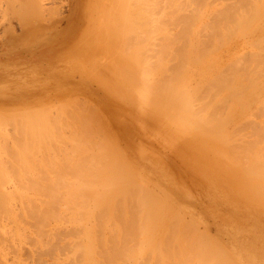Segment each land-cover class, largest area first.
I'll return each mask as SVG.
<instances>
[{
    "label": "rangeland",
    "instance_id": "1",
    "mask_svg": "<svg viewBox=\"0 0 264 264\" xmlns=\"http://www.w3.org/2000/svg\"><path fill=\"white\" fill-rule=\"evenodd\" d=\"M222 1L223 0H220L221 4L219 1H218L219 3L217 1H215L217 5L214 2V6H215L214 8L217 7L216 9L219 10L221 7H223V8L226 7L224 4L227 3V1L224 0V1H226L225 3H224V1L223 2ZM235 1L234 0H232V1L228 0L229 7H231V6H232V8L236 7L238 4L237 3L238 1L237 2H235ZM105 2H106V0H43L42 3L45 4V5L43 4L44 7H42L44 9V14L42 15L41 13H43V12L39 13V11H37V13L41 14V17L43 16V18H41L40 15H39V17H35V18L33 15L32 16L30 15L29 18L26 16L27 20L28 21L30 20V22L32 23L31 24L30 22H28L29 25L25 22L26 18H24V20H23L26 25L22 24L23 21H20V20H22L23 18L21 17L22 19L20 18V20L17 19L22 14L18 13L19 10H14V11H8L10 13L9 14L10 16L13 13L11 16V17H13V19H11V17L8 15L10 17L12 23L10 22L7 26V22L9 20V17H7L8 13H6V12L8 9L3 10L4 8H0L1 9L0 10V16L3 17V18L0 17V121L6 120V121H4L5 124H3V122L1 124V122H0V124L2 125V126L0 125L1 126L0 127V133H1V135H0V175H1L0 179H2V181H4V179H6L2 184H0L1 185L0 190L4 191V190H13L16 188H19V189H22L23 187L25 188V189L24 188L22 189V190H24L23 192L25 195V198L23 200L24 202H22L23 204H21V206H20V204L17 201H12V206L15 209H17V208L21 209L22 217H23V218H21L22 220L21 221H15L11 217L5 216V214H3V212L0 213V238H4V240H7V241H4V240L2 241L0 239V264H13V263L14 264H36L37 262H38L37 264H47V263L48 264H63V263L67 264L68 261H70V264H73V263L74 264H98V263L112 264L113 262L115 264H152L153 263L152 261H154V262L156 261L158 264L157 260L161 261V262L159 261V264H168L169 261H171V263L173 262L174 264H177V263L178 264H182V263L184 264V261H185V264H219V263H222L219 260L222 257L223 252L219 247L212 249V247L209 245V243L206 240L210 235L207 234L208 237L206 238V236H205L206 233L204 232L205 229H207L210 234L215 236V234H214V231H215L214 221H217V222L222 221L221 220L222 216L229 218L228 221H230V222H234V220L238 219V218H241V219L246 218V220L242 219L245 224L252 223L254 221L253 216L248 214V213H245V212L243 213L242 211L239 210V208L241 206H243L242 203H240V202L245 203L246 206L251 205L254 209L253 212L255 214L259 213V214L264 215V196L259 192V189L257 188L256 185H253V183H250L251 185H249L248 182L246 181V179L243 178L242 175L240 176V173L235 168H233L232 165L227 164V163L225 164L221 159H219L217 156H215L214 153L205 149L201 144L198 143V141L193 136H191L188 132H185L184 130H182V128L179 127V124L177 122H175V121L173 122V120L169 121L167 118L157 114L156 113L157 111L153 109L154 107L152 104V99L149 100V98L147 96H145L146 92L148 93L149 91L145 90L146 91V92L144 91L145 95L141 94V96H140L139 93H142V91L139 90L137 87H134L135 85L133 83H131L132 80H131V78H128V75L125 76V74L123 75V73L121 74L119 72L114 73V72L109 71L106 68V66H110L109 55L106 51V48H107L108 44H110V43H109V39L107 37H105L103 26L99 25V19H100L99 14L101 11V7L103 6V4ZM247 3H249V0L247 1ZM212 4H213V1H212ZM218 5L220 6V8ZM208 9H209V7H208ZM2 11H3L4 16L1 15ZM22 11H23V8L20 9V12H22ZM5 14H6V17H5ZM36 14H34V15H36ZM146 14H148V13H146ZM146 14H144L145 15L144 17L148 18L149 15H146ZM209 14H210V12L209 13L207 12L206 16ZM212 14L213 13H211L210 16ZM14 16L16 17L15 19H14ZM23 16H25V15H23ZM137 16H135V22L141 18H142V20H141L142 22L144 20H147L146 18L143 20L142 15H141L142 17L139 15L140 16L139 19L136 18ZM210 16H208V17H210ZM5 18H7V21ZM31 19L32 20L35 19V21L32 22ZM210 19H212V16ZM263 19H264V15H263V17L261 16L259 19H257L258 21L256 19H255V21H252L250 23V25H252L251 27L250 26L247 27L248 28L247 31L252 30L251 32H253L252 33L253 35L250 33L252 36H250V34H248L249 31L247 32L245 29H244L245 31L242 30L243 32L241 30H239V31H237V33L235 32V34H233L232 36L229 35V39H225V41H227V42L224 43V40H222V36L220 37L221 34H217L215 36V39L217 38L218 42L220 41V43H222V44L228 43L227 44L228 46H230V44L232 43L230 47H226L227 45H224V44L222 45L219 43L222 50L217 45V47L220 48L219 49L220 51L218 50V53L221 55L226 53V48H227V51H229V49H230V51H235V52H233L234 55L237 52L239 53V51H240V53L239 54L237 53L236 55H240V54L243 55V53H241V52L247 53L248 51H251V50H257L256 46H255L256 48L253 49V46L257 45V42L260 40L259 39L257 41L258 38L256 39V37L262 38L261 41L264 40V35H263L264 34V22L261 21ZM19 21H20V24H22V25H20L18 23L19 24V27H18V24L16 22H19ZM140 24L137 23L136 26L138 28L141 27L142 29L144 27H147V25H146L147 23L145 24V26H141ZM257 26L263 27V31H260L261 33L258 31V28H255ZM5 27L6 28L10 27V28L5 29ZM250 28H252V29H250ZM144 30H145V28H144ZM253 30H255V31H253ZM137 33H139V32H137ZM137 33L132 34V36L134 38V45L135 46L137 44H139V41H138L139 38L135 37ZM153 34H157V32L153 33ZM224 34H226V33L224 32ZM224 34H222V35H224ZM241 34L242 35L248 34V35L244 36L245 38H243V36H240ZM160 35H162V33ZM126 36H127V33H126ZM138 36H140V35H138ZM141 36H142V33H141ZM152 36L155 37V39H156L157 36H159V34L155 35V36L152 35ZM224 36L226 37L227 35H224ZM246 37H248L247 38L248 40H246ZM123 38H124L123 36L119 35L117 37V42L115 41L113 43V45L116 44V46H119V43L122 44L124 41ZM159 38L160 37H158V40H159ZM226 38H228V37H226ZM152 40L153 39H151L150 41L152 42ZM238 40H239V42H238ZM250 40L251 41L256 40L257 42L252 44V42H250ZM153 41H155V40H153ZM160 41H162V40L160 39L158 43H160ZM261 41L258 42V45L264 46V42H262L263 43L262 44ZM233 42H235V44ZM154 43L158 44L157 41H155ZM259 43H261V44H259ZM124 44H125V42H124ZM242 44H243V46H242ZM139 45H141V44H139ZM135 46L132 45V47H135ZM224 46H225V48H224L225 50L223 49ZM239 46H241V47H239ZM261 46H260V50L262 48ZM238 48H239V50H238ZM142 50H143V48H142ZM143 51H147V49L146 50L144 49ZM262 51H264V48H263V50H261V52ZM146 53H148V55H149L150 50H149V52H146ZM146 53H144L143 56L148 59L149 57H146V55H145ZM151 54L153 55L152 51H151ZM151 54H150V58L152 56ZM225 55H223L222 58H220V59H223ZM145 61H147V60H145ZM146 63H145V65H146ZM123 64L124 63H122V65ZM145 65H143V66L139 65V66L143 67V69L141 67L142 70H144V69L147 70L148 67H147V65L146 66ZM221 67H223V66H221ZM225 71H222V72H225ZM143 74H147V73L144 72ZM20 80L23 82L24 87L26 88V89L24 88L23 91L20 88L14 87V85ZM30 86H32V87H30ZM150 91H151V89H150ZM31 93H33V94H31ZM32 97L36 98L38 105H24V106L14 107L15 102L20 101V102L25 103L26 101L27 102L34 101L32 99ZM63 105H65L64 109H62ZM71 105H73L72 106L73 108L71 107L72 110H74V106H75L76 111H78L77 113L79 114L78 115L77 113H75L76 111L75 112L71 111L69 108V110L71 112H73V115L75 114L74 118H72L73 120L70 119L71 116L69 117L71 112L69 113L68 110H65L68 107H70ZM83 106L85 108H83ZM86 106L87 107L89 106L88 110H87V114H86V109H87ZM79 107H81L80 110H79ZM44 108H47V109L45 110ZM53 108L55 111H52ZM57 108L59 109V111H58L59 114L56 111V110H58ZM40 109H42V111L44 109L45 110L44 113H42V111L40 112ZM94 109L96 110L95 113H93ZM19 110H20V112H19ZM30 110H32V112L37 111L35 113L36 115L35 116L33 115V118L35 120L34 119L32 120V121H36L37 126L36 125H34V126L29 125L28 126V124L24 125L29 121L28 116L30 117L32 114H34ZM48 110H49V112H48ZM64 110L68 111V112L65 113ZM89 111L91 113H88ZM21 113H23V116H25L23 118H25L24 120L26 123H24L23 121L20 120L23 124H21V122H20L21 125H19V126L17 125L19 127L18 130L20 131V133H19V131L16 130V132L18 133L17 134L16 132H14V130L18 128L17 126H15V122L17 124L18 120L15 121L16 115L14 116V114H21ZM24 113H27L28 116ZM40 113L44 114V115H45V113L47 115H48V113L50 114V115H48L49 118L47 117V115H46V117L50 120V121L48 120L47 123L50 122V124L52 126L50 124H47V127L49 125L50 126L46 129L45 119L42 118ZM37 114H39L40 116L38 117ZM62 114L64 116H62ZM93 114H94V116H92ZM12 115H13L12 118H14V119H12L10 117ZM44 115H43V117H44ZM3 116L5 117V119L3 118ZM20 116H22V114L19 115V117ZM36 116L38 117V120L36 119L37 118ZM76 116H78V117H76ZM88 116H90V117H88ZM9 117L11 118L12 121L8 120V119H10ZM19 117L16 116L17 119H19ZM50 117L53 119L52 121H51ZM254 117L249 116L250 119H252ZM47 118H46V120H47ZM29 119H30V122H28V123H31V117ZM63 119H65V121ZM92 119H93V121H92ZM39 120H42V121L44 120L43 122L41 121L44 125L42 124V125L38 126V124L40 122ZM9 121L11 123L13 122L14 126H13V123L11 124V123H9ZM86 121H87V124L89 126H87ZM54 122H56V123H54ZM65 122L66 123L68 122V123L65 124ZM61 123L63 125H61ZM83 126H85V127H83ZM43 127L45 130H43ZM89 127H90V130H88ZM241 127L242 128H240L239 133L242 131L241 135H244L245 134L244 132H247L248 130L246 129L245 126H241ZM23 128H24V130H23ZM27 128H28V130H26ZM31 128H35V130L33 129L35 132L33 130H31ZM49 128H51V129L49 130ZM86 128H88V129H86ZM53 129H54V131H53ZM65 129H66V131H65ZM242 129H244L245 131ZM46 130H49V131H46ZM57 130L60 131L62 134L60 132H58ZM86 130H88L89 133H87ZM91 130H92V133L90 134ZM9 131H12V132H9ZM25 131H28V132L26 133ZM38 131H40V132L38 133ZM46 132H48L47 133L48 137L45 135ZM58 133L60 134L59 135L60 138L56 135L58 137L57 138L55 136L58 139V141H57L55 139L54 135L58 134ZM85 133L88 135H85ZM102 133H104V134H102ZM22 134H23V136H21ZM34 134L36 136H34ZM7 135H9V136H7ZM17 135H19V136H17ZM24 135H26V136H24ZM42 135H43L45 140L43 139ZM70 135H73V137L77 136L76 137L77 139L75 138V141H74V139ZM90 135H92L91 138H90ZM67 136H70L71 140H68L70 138H67ZM106 136H107V138L105 139L104 137H106ZM240 137H242V138H240ZM5 138H6V140L7 139L8 140L6 141ZM20 138H22L21 139L22 141L24 139V141L22 142L21 140H19ZM239 138H240V140L244 139V141H248V138H246L244 136H239ZM2 139L5 141H3ZM42 139H43V142H42ZM59 139H61V140H59ZM36 140H38V141H36ZM64 140H66V141H64ZM77 140H80V141H77ZM102 140L104 142L106 141L107 146L104 145L105 143H103ZM237 140L238 139H236L237 144L242 143V142H239L240 140H238V141ZM45 141L46 142L48 141V142L45 143ZM62 141L64 144L65 143L66 144L64 145L62 143ZM72 141L76 142L78 145L76 146V144L73 143ZM90 141H91V143H90ZM96 141H98L97 143L100 144L101 146L104 145V147L102 146V148L98 149L99 145H97V143L95 144V147H94V143ZM39 142L44 143V144H39ZM57 142H59V143H57ZM34 143H36V144H34ZM52 143H53V146H52ZM82 143H83V145H82ZM24 145H25V148H24ZM43 145H46L47 148H44L45 146H43ZM60 145H62V146H60ZM91 145L93 146V148ZM16 146H18V147H16ZM20 146H22V147H20ZM69 146H72V147L70 148ZM37 147H39V148H37ZM75 147H78L77 150H75L76 149ZM107 147L111 148V150H108ZM3 148H5L6 150ZM34 148L37 150L35 151ZM52 148H54V149H52ZM84 148H85V150H84ZM26 149H29V151L31 150L30 153L28 151H25ZM32 149H34V150H32ZM67 149H69L70 152H69V150L67 151ZM72 149L74 151H71ZM107 150L109 153L106 152ZM113 150L116 152L114 153ZM14 151H16L15 155H11V154H14ZM23 151H25V153ZM40 151H42V153ZM43 151H44V153H43ZM6 152L10 153V155H8V153L6 154ZM72 152H77V153H73L74 156H72L73 155V154H71ZM105 152L107 153V156L110 157L108 160L113 159L110 161H114L115 163H117L118 164L117 166H119V165L121 166V164H119V163L122 162V164H123L122 167H116L115 168L113 166L115 164L114 162H113L114 164L112 165L113 167L111 166V164L107 165V162H106L107 158L105 157L106 156ZM19 153H21V154L24 153L23 155L25 157H23V155H21ZM67 153L71 154V157ZM44 154H45L46 158L49 157L50 159L45 160ZM108 154H111V155H108ZM113 154H114V156H113ZM7 155H8V157H7ZM39 155L41 157L44 156V158L43 157L41 158ZM59 155L63 156V157L60 158ZM98 156H99V159H101V161H99ZM20 157L22 160H20ZM94 157H95V159H94ZM103 157H105L106 159ZM119 157H121V160H123V161L119 160ZM13 158L15 160H13ZM57 158H59L61 160H59ZM77 158H78V160H77ZM82 158H84V160H86V161H84ZM87 158H91V159H87ZM26 159L29 161H27ZM42 159L45 161L43 162ZM65 159H66V161H64ZM70 159H71V161H69ZM79 159L82 162L84 161L83 164ZM114 159L115 160L118 159L119 162H116ZM36 160H37V163H35ZM52 160L54 162H52ZM93 160H95L96 163ZM3 161H5V162L3 163ZM103 161L106 162V164ZM22 162H23V164H22ZM58 163H60V164H58ZM64 163H67L68 166H69V164L71 165L73 163V166H71V168H70V166L68 167L67 164H64ZM77 163H79V164H77ZM9 164L11 165V167L13 165V167L12 168L8 167V166H10ZM47 164H49V165L46 166ZM51 164L53 166H51ZM57 164L59 166H57ZM62 164L64 165V167L62 166ZM92 164H93V166H92ZM39 165H41L40 169H39ZM54 165H56V167ZM77 165H80V166H77ZM109 165L112 169H115V170L118 169L119 172L117 170L113 171L109 167ZM5 166L8 168H6ZM49 166H51L52 168ZM76 166H77V168H75ZM123 166H125L127 169H129V171L126 169H124V170L130 172V173L127 172L128 175L132 174L133 180H135L134 178L136 177V180H135L136 183H140V181H141L144 183L146 190H147V188H149V191H147V194L145 191V194L150 198V201L148 203L146 202L147 204H144L145 201H143L144 202L143 205L141 202H139L140 206H139L138 202H137L138 206H137V204H135L136 201H142L143 200V199L141 200L139 198H141V197L143 198L145 196V195L139 196V194H141V191H142L141 189L144 187V185L142 188L139 187V188H141L139 191L138 186H140V185L139 184L137 185L136 183L135 184L137 185V187H136L137 189L134 190L133 187H132V189L134 190V192L137 191L139 193L137 196L134 195V197H136L137 199L134 197L132 199H131V197L130 198L127 197V198L131 199V201H132V203L127 204V202L129 203V200L127 199V201H126V195H124V193L127 194L126 193V192H128L127 190H130L131 192H133L130 187L136 186V185H134V184L130 185L131 184L130 183V180H131L130 176L127 177L128 175H125V173H124L125 176L121 174V170H123L122 169ZM23 167L24 168L26 167V168L24 169ZM41 167H43V168H41ZM78 167H80L82 169H80V168L78 169ZM87 167H89V168L87 169ZM105 167H106V169H105ZM46 168L47 169L49 168L48 170H49V172H51L50 174H49V172H47L48 170H46ZM55 168H58L59 172H58V169H55ZM12 169H13V171H12ZM102 169L104 172H102ZM41 170H43V171H41ZM60 170L64 173L63 175H62V172ZM82 170H83V172H82ZM100 170H101V173H100ZM111 170L113 171V173ZM25 171H27V172H25ZM73 171H75L76 173L74 172V174H71ZM123 171H122V173H123ZM43 172L47 174V175L43 174L45 177L48 176V177H46L47 180H46V178H44V176L42 177L41 173H43ZM60 172H61L60 175H62L61 178L59 175ZM68 172H70V173H68ZM87 172H89L90 175L93 172V175H91V176L86 175L85 173H87ZM94 172H95V174H94ZM106 172L108 173L107 176L109 177L107 179V180H109L108 184L107 183L105 184V181H104L105 178L103 179V177H102L103 174H104V177L106 176L105 175ZM117 172H118V174H117ZM23 173H25V174H23ZM53 173H55L54 174L55 178H54ZM80 173L81 174L83 173V174L80 175ZM12 174L14 175V177L12 176ZM17 174H18V176H17ZM65 174H66V176H65ZM69 174H71V175L69 176ZM96 174L100 175V176L97 175V177H98L97 179L95 178ZM114 174H115V176H114ZM116 174L117 175L121 174V176L119 175L120 177L118 178V176ZM56 176L57 177L59 176L58 178H60V181H59V179L56 180L57 179ZM82 176H84L86 178H82ZM111 176H113L114 178ZM64 177L66 178V180H65L66 182L63 181ZM99 177H101L103 180ZM24 178L29 179L28 181L32 180V182L27 181L28 182L27 183ZM33 178H37L39 181L37 179L33 180ZM41 178L42 179L44 178V180L47 181V183H45L44 180L42 181ZM68 178L71 179L70 183L71 182L72 183L74 182V183L72 185L67 184L66 186H64L63 185L64 183H69V182H67V181H69ZM90 178H92V179L90 180ZM94 178H95V180H93ZM128 178L130 180H128ZM79 179L80 180L82 179V180L80 181ZM116 179H117V181L115 182ZM87 180H89V181H87ZM2 181L0 180V183ZM36 181H38V184L34 185L33 183L34 182L37 183ZM48 181L55 183V184H53V187L54 188L58 187L59 189L53 188V190L49 191V188L47 187V184L49 183ZM57 181L64 186L63 189H62L63 186L62 185L60 186L57 183ZM77 181L78 182L80 181L81 183L83 181V183L84 182L85 183L84 184L82 183L83 184L82 185V184H79ZM91 181H92V183L95 182L96 184L95 183L94 184L89 183ZM100 181H101V183H100ZM110 181H112V182H110ZM75 182H77L76 183L77 186L74 185ZM98 182L100 183V185ZM120 182H122V184L124 183L122 185L123 188L125 187L124 189L119 186ZM29 183H31V184H29ZM43 183H45L46 187L48 188V189H45V191H43L44 190L43 188H45V184H43ZM127 183H129V184H127ZM133 183H134V181H133ZM143 183H140V184H143ZM42 184L44 187H42ZM125 184H127L128 186ZM68 185H70V186H68ZM84 185H87V186L90 185L89 187H92V188H90L91 191L87 190L86 189L87 187ZM92 185H95V186H92ZM26 186H28L27 187L28 190L26 189ZM33 186H35V188H33ZM48 186H49V184H48ZM40 187H42V188H40ZM73 187H74V189H73ZM80 187L84 188V190L81 189V191L83 190L82 192L80 191ZM89 187H88V189H89ZM118 187L122 188V191ZM150 187H151V190H150ZM128 188H130V189H128ZM29 189H33V190L29 191ZM36 189L39 190L38 192L40 194L36 193V195H35L34 192H37ZM51 189H52V184H51ZM119 189H120V194L123 196L122 201H120L121 199H119L122 196L117 194V193H119ZM153 189H154V191L157 190L155 195L160 196V198L163 199L162 196L164 195L165 196L164 198H166V202L162 199L160 201V198L153 200L151 198V195H153L152 193H155V192H152ZM46 190H47V193L53 191L51 193L52 194L51 196H55V194H58L57 192L60 193V191H67L68 192V193L61 192V194L63 193L62 196L57 195V197L56 196L54 197L55 199L59 198V201H60V202H58V200H56L57 203L60 204V206H58L57 211H56L57 205L55 207V204H52V205L50 204V203H52L51 198H50L51 196L50 197L47 196L45 198L42 195L44 193H45L44 195H46ZM115 190H116V192H115ZM124 190H125V192H124ZM72 191H75V193H77V195L75 193H73ZM88 191H90V192L88 193ZM26 192H28V193H26ZM85 192H86V194H84ZM121 192H124V193L122 194ZM80 193H81V196L78 195ZM82 193H83V195H85V198L83 197ZM130 193H128V194H130ZM143 193L144 192H142V194ZM69 194L74 197V200H73V198H71V196ZM31 195L33 198L31 197ZM40 195L43 196L44 198L41 197ZM49 195H50V193H49ZM89 195H91V196H89ZM115 195H117V196L119 195V197H117ZM58 196H60V197H58ZM78 196H80V197H78ZM109 196H111V197L109 198ZM114 196L117 198H113ZM128 196H130V195H128ZM212 196H214L213 197L214 199L212 198ZM76 197H78L77 200H75ZM82 197L84 198V200H83L85 202L84 204L82 203L83 201L80 200V199H83ZM31 198H32V200H34L33 201L34 203L31 202L32 205L30 206L29 202H27V201L28 200L32 201ZM37 198H40V199L42 198V201L46 200V201H43V203L45 202V204H46L45 207H47L49 204L48 207H50V206H51V208L54 207L55 209L53 208V211L55 213L56 212L58 213V215H57V213L55 214L58 217L57 218L54 215L53 211H52V214L50 212V216L51 215L52 216L49 218V220H47V217L49 216V214H47L48 216H46V218L42 216V218H45V219L44 220L41 219V220L48 223V225H45V227H42V229L40 228V226H43L44 223L41 222V220L40 221L36 220L37 218H35V214H36L35 212L38 210L37 214H39L41 211H43L41 209L44 208V204L42 202H40L41 201L40 199L38 200ZM54 198L52 199V201H54V203H56ZM153 198H155L154 195H153ZM48 199L50 200V202ZM151 199H152L153 203H155V205H154L155 208H156V205L157 206L160 205V202H162L164 204L163 208H162L163 209L162 211L164 213L162 212L163 213V214L161 213L162 215L159 214L161 212V209H159V208H161V206L159 208H156V210L158 209V213H157L155 208L153 209V207L151 206V205H153V203L151 202ZM79 200L82 201L81 204H80ZM98 200L101 203L100 202L98 203L97 202ZM25 201H26V203H25ZM62 201L65 202L66 204L63 203ZM107 201H109L108 202L109 204H107ZM113 201H114V204H113ZM119 201L122 204L121 203L119 204L118 203ZM154 201H156V202H154ZM157 201L159 202V204L157 203ZM39 202L42 204L40 205ZM74 202H76V205H74L75 204ZM95 202H97V203H95ZM133 202H135V203L133 204ZM168 202H170L171 206H170V204H168ZM78 203H79V206L81 205L80 207L77 206ZM92 203H94V204H92ZM117 203H118V205H117ZM98 204H99V206H96ZM103 204L105 206V211L107 210L106 212L104 211ZM148 204H150V205H148ZM167 204L169 206H167ZM36 205H38L39 207H42V205H43V208H39L38 206L36 207ZM106 205H107V207H106ZM113 205H115L114 207L117 208V210H115L113 208ZM119 205L122 206L123 211H121V212H123V215L120 213V211L118 209V208H120ZM23 206L25 207V209L23 208ZM64 206L65 207L67 206V207L64 208ZM69 206L72 207V209L69 208V210H68ZM89 206H90V208H89ZM126 206L127 207L130 206V208H131V206H133V208H131V209L134 211L135 215L137 216L136 218L139 217L138 218L139 220H137L134 216V213L132 215L130 214L131 217L134 216L133 217L134 221L137 220L133 224H132V222H133L132 218L128 216L129 214H127L128 213L127 210L129 209V211H130L131 209L129 207L127 208ZM136 206L138 208L139 207L142 208V210L140 211V208L138 209ZM147 206H150V208L152 207V209H150L148 207L150 209L148 213H150V211H152V210L156 211L155 213H157V214H155L154 211L151 212V215L150 216L148 215L149 219L147 218L148 216L145 213L148 210ZM48 207H47V209H49ZM101 207L103 208V210ZM171 207H172V209H171ZM29 208H30V210H29ZM165 208H167V211L165 210ZM47 209H46V211L44 210V212L47 213L48 212ZM90 209H91V211H90ZM99 209H101V210H99ZM174 209L177 210L176 211L177 213H173ZM25 210H26V212H25ZM49 210H52V209H49ZM80 211L83 214V216H81L82 214L80 215ZM101 211L104 212V214L105 213L106 214L104 215ZM133 211H130V213ZM178 211H179V213L180 212L181 213L178 214ZM27 212H29V214ZM116 212H117V214H116ZM143 212L145 213V216H144ZM26 213H27V215H26ZM32 213L33 214L35 213V214L33 215ZM43 213H42V215L45 216L46 214L45 213L43 214ZM152 213H154L156 215L154 219L151 218L154 216ZM37 214H36V217H37ZM90 214L92 216H90ZM93 214L96 218L95 217L93 218ZM107 214H108V216H107ZM174 214H176L175 216H177V218L180 217L181 215H182V217L179 221L176 218L174 219V221L175 220L177 221L176 224L178 223V227L173 223L174 221L172 219V221H173L171 224L172 226L169 228V225L167 226L166 223L171 222V221L170 222H167V221ZM183 214H184V217H183ZM31 215L34 216V218L31 217ZM26 216H29V218ZM39 216H41V214ZM53 216H55V217H53ZM143 216L146 217L147 222ZM102 217L104 219H102ZM120 217L121 218L123 217V219H119ZM125 217H127V218H125ZM51 218H52V220H50ZM113 218H114V222L112 220ZM128 218H131V219H129L131 221L130 223L132 224V227H133V228L130 227V229L131 228L133 229L131 231H130V229H128V227H129ZM172 218H174V216ZM182 218H184L185 221L188 218V221H187L188 223L189 222L193 223L194 221L196 223L195 222L193 223L194 226L192 224H191V226H189L190 223L188 224ZM31 219L32 220L35 219L36 222L37 221L41 222L42 225H40V223L38 224V222H37L39 227L36 226V222H32ZM56 219H57V221H56ZM89 219H91L90 220L91 222L88 221ZM95 219H96V222L94 221ZM101 219H102V221H101ZM115 219H117V220H115ZM27 220H28V222H27ZM149 220H151V221H149ZM190 220L193 222H191ZM154 221H156V223ZM257 221H258L257 223H259L261 225V229H263L264 225L261 224L260 222L264 223V220L261 218ZM88 222H89V224H88ZM102 222H104V223L102 224ZM125 222L128 225V227H126V225L124 224ZM140 222L142 223V225L139 224ZM153 222H154V225H153ZM183 222H185L187 224H185V223L183 224ZM28 223H29V225H28ZM99 223H101V224H99ZM32 224H34V226H30ZM60 224H61V227H60ZM94 224H96V225H94ZM113 224H115V225H113ZM158 224H159V227H158ZM196 224L199 225V227ZM56 225H58V226H56ZM101 225H102V227H101ZM116 225L118 228L116 227ZM152 225H153V228H152ZM220 225L225 226L223 224H220ZM50 226H52V227H50ZM70 226H71V229L74 231L76 230L75 228H77L79 230L80 226H82L81 230H80L81 233H80V231L76 230L75 232H73L74 234L77 232L76 235L72 236V233H70V232H72V230H69ZM173 226L177 227L176 228L177 231ZM31 227H33V228H31ZM34 227H35V229H34ZM119 227L121 228V231H120ZM180 227H182L183 230L185 229V231H186V229H188L189 230V231L187 230L188 234L191 231V229L193 231V228H195L196 232H194V234L196 236L198 235L199 237H197V238H199L200 240L197 238H194L195 235L193 237L191 234L192 232H191L188 235V237H190V235H191V237L188 239V242H187L188 244H187L185 241L186 237H187L186 236L187 231H186V233H185V231H181L182 228H180ZM56 228H57L56 234L58 236L55 235V233H54ZM123 228L127 229L126 230L127 235H125L126 232L123 230ZM135 228H137L136 233H134ZM144 228L146 230L145 234H144ZM200 228H201V230H200ZM60 229H61L64 236L63 235L60 236L62 234V233H60ZM139 229H141V230L143 229V234H141V230H139ZM33 230L34 231L37 230V231H35L37 233H34ZM41 230H43V231L46 230V231L42 232V233L46 232L45 235L40 233ZM100 230L102 233L100 232ZM138 230L140 232H138ZM197 230L200 232H198ZM64 231H67V232H64ZM84 231L87 232L88 234L86 233L87 235H85ZM95 232H97V233H95ZM131 232H132V234H131ZM137 232L139 233V235L137 234ZM154 232H156V233H154ZM183 232L185 233V235H183L184 234ZM202 232L204 233V235ZM51 233H53L52 234L53 236L51 235ZM59 233H60V235H59ZM68 233H70V235L72 237H70V235H68ZM196 233H198V234H196ZM35 234L39 235L38 236L39 238L42 235L43 236L39 239L38 237L35 236ZM94 234H96V235H94ZM97 234L101 235L102 238ZM167 234L169 235V237H170V235H173V237H170V239H169V237H167ZM112 235H113V237L115 235L114 239L111 238ZM120 235H122L124 237H120ZM130 235H133L132 236L133 239H131ZM136 235H137V237H136ZM31 236L35 239V241ZM54 236H56V237L60 236L62 242H60L59 240L57 241L58 238H56ZM163 236L165 238L167 237V242L164 241V243L166 242V244L167 243L169 244L168 241L172 242V243L170 242L172 250H167L169 248H166L167 245H165L163 243V240H165L163 238ZM26 237H27V239L28 238H31V239L27 240ZM97 237H99V240ZM179 237L180 238L182 237V238L178 239ZM215 237L228 250L235 253L237 258H239L241 260L242 264H264L263 253H262V251H260L256 247L255 241L253 242V241L248 240L247 243H245L242 239L236 237V235H234L232 232H230L229 234L228 233L223 234V232L219 233V230L217 231V234ZM85 238H86V241H88L91 244V246L89 245L88 242H86L84 240ZM123 238L126 241L123 240V242H120V241H122ZM15 239H16V241H14ZM55 239H56V241H55ZM101 239L103 241V244H102V241H100ZM112 239L114 242L112 241ZM115 239L117 241H115ZM119 239H121V240L119 241ZM134 239H136V241ZM177 239H178L179 243H178ZM41 240L43 241V244H42ZM131 240H134L133 243ZM183 240L185 243L183 242ZM8 241H9L8 245L10 246V248L7 245ZM64 241L66 243H64ZM78 241H80V246H79ZM95 241H97V243L99 244V245L97 244L98 246L96 245ZM137 241L138 242L140 241L142 243H140V245H139V243H137L138 246H136ZM156 241L157 242L159 241V243H157ZM192 241L193 242L196 241L195 242L196 245L194 243L192 244L193 246L189 245L190 242H192ZM31 242L33 244H31ZM55 242H56V244H57V242L59 244L56 245ZM106 242H108V243H106ZM119 242H120V244H119ZM26 243H28V244H26ZM63 243L64 244L69 243V244L63 246L64 245ZM212 243L215 244L214 242H212ZM244 243H245V245H244ZM51 244L52 245L55 244L56 246L55 245H53V246L56 248L53 249L52 248L53 246H51ZM61 244H62V246H60ZM75 244H77V245H75ZM132 244H134V246H136V247L132 246ZM155 244H157V245H155ZM27 245H28V247H27ZM72 245H74V246H72ZM170 245L168 247H170ZM179 245H181V246H179ZM131 246L133 247V249ZM155 246L157 249L155 248ZM161 246H163V250H162ZM164 246H166L165 247L166 249L164 248ZM176 246H178V247L176 248ZM185 246H187V249H189L190 252L192 251L190 253L191 255L188 254L189 257L186 254L188 250H186ZM195 246H197V247H195ZM50 247L52 248L53 252L51 251ZM57 247H59V248L60 247L61 248L68 247L71 250L66 249L67 250V252H66L64 248L62 250L58 248V251H57ZM102 247L104 248V250H102L103 249ZM128 247L129 248L131 247V248L129 249ZM190 247L193 250H190ZM94 248H96V249H94ZM150 248H152V249L150 250ZM194 248H196V249H194ZM11 249L16 250V251L13 250L14 254L10 253V251L12 252ZM46 249H49L51 252L49 250H46ZM154 249H155V251H154ZM173 249H175L176 251ZM210 249H211V251L209 252ZM32 250L34 253L32 252ZM41 250H43V251H41ZM98 250H99V253L97 252ZM126 250L127 251L130 250V252H127ZM161 250L163 252L160 254ZM27 251H29V252H27ZM74 251H76V252H74ZM80 251H81V255L79 254L80 256H78V253ZM108 251H111L112 253L110 254V252H108ZM123 251H124V254H123ZM169 251L171 253L174 251L176 253L177 259L175 257H171V256H175L174 255L175 253L171 254ZM189 251H188V253H189ZM49 252L53 253L54 255L53 254L48 255ZM197 252L199 254H196ZM38 253H40V254L38 255ZM163 253H164V255L162 256ZM167 253L169 254V258H168ZM178 253H180V254L183 253L182 254L183 257H181V255H179ZM192 253L194 254V256L195 255H198V256L191 257V256H193ZM59 254L61 256H59ZM99 255H100V258H99ZM184 255H185V258H184ZM26 256H28V257H26ZM186 256L188 257V259H186L187 258ZM209 256H211V258ZM29 257H31V258L29 259ZM76 257L78 258V261L80 260L79 262L77 261ZM101 257H102V259H101ZM105 257L108 258V260L103 261V259H106ZM163 257H164V259H163ZM204 257L205 258L207 257L206 261H204L205 260ZM64 258H66V259H64ZM109 258H111V259H109ZM153 258L154 259L156 258V259L153 260ZM182 258L184 259L183 261H182ZM22 259H24V260H22ZM74 259L76 260V263H75ZM189 259H191L190 260L191 263L188 261ZM109 260L111 262H109ZM179 260L181 263H179ZM102 261L104 263H102ZM156 262L154 264H156Z\"/></svg>",
    "mask_w": 264,
    "mask_h": 264
},
{
    "label": "bare ground",
    "instance_id": "2",
    "mask_svg": "<svg viewBox=\"0 0 264 264\" xmlns=\"http://www.w3.org/2000/svg\"><path fill=\"white\" fill-rule=\"evenodd\" d=\"M212 1H213V4H212ZM106 0V2L103 4V6L101 7V11H100V19H99V25H102L103 26V28H104V33H105V37H107L108 39H109V43L110 44H108V46H107V48H106V51H107V53H108V55H109V61H110V66H106V68L109 70V71H111V72H114V73H123V75L125 74V76H127L128 75V78H131V80H132V82L131 83H133L134 85V87H137L139 90H141L142 91V93H139L140 94V96H141V94H143V95H145V90H147V91H149L148 93L146 92V95L145 96H147L148 98H149V100H151L152 99V104H153V109L154 110H156L155 112L157 113V114H159L160 116H163V117H165V118H167L169 121L171 120H173V122L175 121V122H177L178 124H179V127H181L182 128V130H184L185 132H188L191 136H193L197 141H198V143L199 144H201L205 149H207V150H209V151H211L212 153H214L215 154V156H217L219 159H221L225 164L227 163V164H230V165H232V167L233 168H235L239 173H240V176L242 175V177L243 178H245L246 179V181L248 182V184L249 185H251L250 183H253V185H256L257 186V188L259 189V192L264 196V51H262L261 52V50H263V48H264V46L262 45H260L262 48H261V50H260V46L258 45V42L259 41H261L262 40V38H259V37H256V39H257V41L255 40H253V41H251L250 40V42H252V44L253 43H256L257 42V45H254L253 46V49H255L256 47H257V50H251V51H248L247 53H244V52H241V53H243V55L242 54H240V55H234L233 54V52H235V51H230V49H229V51H227V48H226V53H224V54H219L218 53V50L221 48L220 47V45H219V43H220V41L218 42V40H217V38L215 39V36L217 35V34H221L220 35V37L222 36V40H224V43L225 42H227V41H225V39H229V35H233V34H235V32L237 33V31H239V30H246L247 31V27L248 26H252V25H250V23L252 22V21H255V19L257 20V19H259L261 16L263 17V15H264V0H249V3H247V1L248 0H234L235 2H237L238 4H237V6L236 7H233L232 8V6L231 7H229V3H228V0H226L227 1V3H225L226 1H224V5L226 6V7H221L220 8V6H219V10L218 9H216V8H214L215 6H214V2L215 1H219L220 2V0ZM222 1V2H223ZM232 1V0H231ZM43 2V0H0V8H4L3 10H7V12L6 13H8L7 14V17H9L10 15V13L8 12V11H14V10H19L18 11V13H21L22 15L20 16V17H18L17 19H19L20 20V18L22 19V20H20V21H23L24 20V18H26V16L29 18V16L31 15H33L34 16V18L35 17H39V15H40V17H41V14L43 15L44 14V9L42 8V7H44V3H42ZM218 2V3H219ZM44 4V5H43ZM215 4H216V2H215ZM220 4H221V2H220ZM217 5V4H216ZM228 5V6H227ZM5 6V7H4ZM223 6V5H222ZM208 7H209V9H208ZM6 8V9H5ZM23 8V13L22 12H20V9H22ZM11 9V10H10ZM46 9V8H45ZM1 10V9H0ZM37 11H39V13L40 12H43V13H41V14H39V13H37ZM46 11V10H45ZM49 11V10H48ZM37 14H36V13ZM207 12L209 13L210 12V14L211 13H213L211 16H212V19H210L211 18V16H210V14L209 15H207L206 16V14H207ZM2 14L1 15H3V11L1 12ZM5 13V12H4ZM12 13V12H11ZM146 13H148V14H146ZM13 14V13H12ZM12 14H11V16H12ZM15 14V13H14ZM34 14H36V15H34ZM55 14V13H54ZM144 14H146V15H149L148 16V18H146V17H144L145 15ZM9 15V16H8ZM23 15H25V16H23ZM38 15V16H37ZM138 15V16H137ZM142 15L143 16V20L146 18L147 20H144L143 22L147 25V27H144L145 28V30H144V28L142 29L141 27L140 28H138L137 26H136V24L138 23V24H140L142 21V18L141 19H139V17ZM4 16V15H3ZM10 16V17H11ZM135 16H137L136 18L137 19H139L138 21H136L135 22ZM141 16V17H142ZM208 16H210V17H208ZM0 17H2V16H0ZM5 17H6V14H5ZM10 17H9V20H8V22H7V26H8V24L11 22V19H13V17H11V19H10ZM3 18V17H2ZM16 17L14 16V19H15ZM31 18V17H30ZM33 18V17H32ZM41 18H43V16L41 17ZM6 19V21H7V18H5ZM16 19V20H17ZM40 19V18H39ZM136 19V20H137ZM210 19V20H209ZM264 20V19H263ZM263 20H261L262 22H264ZM18 21V20H17ZM20 21L19 22H16L17 24L19 23L20 24ZM31 21L33 22V21H35V19L34 20H32L31 19ZM258 21V20H257ZM24 22V21H23ZM22 22V24H24V25H26L25 24V22L29 25V23L28 22H30V20L28 21L27 20V18H26V20H25V22L23 23ZM141 23L140 25L141 26H145V24L144 23ZM12 23V22H11ZM31 23V22H30ZM260 23V22H259ZM258 23V24H259ZM19 24H18V27H19ZM22 24H20V25H22ZM32 24V23H31ZM11 26V25H10ZM139 26V25H138ZM255 26V25H254ZM8 28H10V27H8ZM8 28H6L5 27V29H8ZM255 28H258V31L260 32V31H263V27L262 26H257V27H255ZM138 29V30H137ZM141 29V30H140ZM250 29H252V28H250ZM244 30V31H245ZM249 31V32H248ZM247 32H248V34H252L253 32H251L252 30H248ZM253 31H255V30H253ZM257 31V30H256ZM137 32H139V33H137ZM157 32V34H153V33H156ZM224 32L226 33V34H224ZM243 32V31H242ZM119 33V34H118ZM126 33H127V36H126ZM135 34V33H137L136 34V38H139L138 39V41H139V44H141V45H139V44H137L136 46L134 45V38H133V36H132V34ZM141 33H142V36H141ZM162 33V35H160ZM261 33V32H260ZM159 34V36H157V40L155 39V37H153L152 35H158ZM222 34H224V35H227L226 37H228V38H226L224 35H222ZM240 34V33H239ZM248 34H241L240 36H243V38H245L244 36H247ZM250 34V36H252ZM123 36L124 38V41H123V43L121 44V43H119V46H116V44H114L113 45V43L116 41L117 42V37L118 36ZM138 35H140V36H138ZM256 35V34H255ZM264 35V34H263ZM162 36V37H161ZM239 36V37H240ZM259 36V35H258ZM158 37H160L159 38V40L161 39L162 41H160V43H158L159 42V40H158ZM218 37V36H217ZM231 38V37H230ZM233 38V37H232ZM248 37H246V40H248L247 39ZM252 38V37H251ZM250 38V39H251ZM151 39H153V40H155V41H157V43L158 44H156V43H154L155 41H153L152 40V42L150 41ZM234 39V38H233ZM241 39V38H240ZM255 39V38H254ZM236 40V39H235ZM245 40V41H246ZM229 41V40H228ZM231 41V40H230ZM234 41V40H233ZM243 41V40H242ZM124 42H125V44H124ZM223 42V41H222ZM237 42V41H236ZM238 42H239V40H238ZM237 42V43H238ZM241 42V41H240ZM262 42H264V40L263 41H261V43ZM154 43V44H153ZM223 43V44H224ZM234 44H235V42H233ZM261 43H259V44H261ZM220 44H222V43H220ZM222 44V45H223ZM228 44V43H227ZM227 44H224V45H227ZM232 44V43H231ZM231 44H230V46H231ZM233 44V45H234ZM263 44V43H262ZM132 45L133 46H135V47H132ZM148 45V46H147ZM217 45L220 47V48H218L217 47ZM237 45V44H236ZM209 46V47H208ZM230 46H226V47H230ZM242 46H243V44H242ZM256 46V47H255ZM259 46V47H258ZM149 47V48H148ZM235 47V46H234ZM233 47V48H234ZM239 47H241V46H239ZM142 48H143V50L145 49H147V51H143L142 50ZM216 48V49H215ZM225 48V46L223 47V49ZM237 49V48H236ZM149 50H150V54H151V51H152V53H153V55L151 56V58H150V54L148 55V53H146V52H149ZM221 50H222V48H221ZM225 50V49H224ZM223 50V51H224ZM235 50V49H234ZM238 50H239V48H238ZM143 51V52H142ZM220 51V50H219ZM245 51V50H244ZM225 52V51H224ZM144 53H146L145 55H146V57H149L148 59L147 58H145L143 55H144ZM239 53H240V51H239ZM238 53V54H239ZM226 54V55H225ZM223 55H225L224 56V58L223 59H220V58H222V56ZM238 56V57H237ZM144 57V58H143ZM108 59V58H107ZM145 60H147V61H145ZM108 61V62H109ZM146 63V65H147V67H148V69L146 70V69H144V70H142L143 69V65H145V63ZM173 62V63H172ZM122 63H124L123 65H122ZM144 63V64H143ZM106 64V63H105ZM139 65H142V66H139ZM145 65V66H146ZM221 66H223V67H221ZM141 67H142V69H141ZM146 67V68H147ZM226 70V71H225ZM222 71H225V72H222ZM149 73L148 75L147 74H143V73ZM146 87V88H145ZM144 88V89H143ZM150 89H151V91H150ZM145 91V92H144ZM144 92V93H143ZM151 92V93H150ZM150 94V95H149ZM142 95V96H143ZM153 95V96H152ZM152 97V98H151ZM73 103V102H72ZM58 106V105H57ZM62 106V105H61ZM65 105H63V108L62 109H64L65 107H64ZM73 105H71L70 107H68L67 109H65V110H68L69 111V113L71 112V111H76V108H75V106H74V110H72V107ZM72 107V108H71ZM87 107V106H86ZM89 107V106H88ZM88 107H87V109H86V114H87V110H88ZM33 108V107H32ZM69 108H70V110H69ZM80 108L81 107H79V110H80ZM83 108H85L84 106H83ZM34 109V108H33ZM45 110L47 109V108H44ZM43 109V111H42V109H40V112L42 111V113H44V110ZM52 109V108H51ZM58 109V108H57ZM64 110V111H65ZM84 110V109H83ZM25 111V110H24ZM31 112H32V110H30ZM52 111H55L54 110V108H53V110ZM57 111V113L59 114V109L58 110H56ZM63 111V112H64ZM68 111H65V113L66 112H68ZM82 111V110H81ZM95 109L93 110V113H95ZM15 112V111H14ZM19 112H20V110H19ZM37 112V111H36ZM35 111H33L32 113H34V114H32L30 117H31V123H28V122H30V117L27 115V113H24V114H26L27 116H28V122L26 123L25 122V118H23V117H25V116H23V113H21L22 114V116H20L19 117V115H21V114H14V116L16 115V116H18L19 117V119H17L16 118V116H15V121L16 120H18L17 121V124H16V122H15V126H19V125H21V124H23L21 121H23L24 123H26V124H24V125H27L28 124V126L29 125H36V121H32L34 118H33V115L35 116L36 113ZM48 112H49V110H48ZM78 111H76L75 113H77ZM47 113V112H46ZM45 113V115L44 114H41V116H42V118H44L45 119V122H46V129L51 125L50 124V122H48L47 123V121L49 120L48 118H49V116L48 115H50L49 113H48V115ZM53 113V112H52ZM88 113H91L90 111L88 112ZM61 114V113H60ZM78 114V113H77ZM38 115V117L40 116L39 114H37ZM43 115H44V117H43ZM46 115H47V117H46ZM73 112H71V114L69 115V117L71 116V118L70 119H72V118H74V116H75V114L73 115ZM79 115V114H78ZM62 116H64L63 114H62ZM92 116H94V114L92 115ZM249 116H255L254 118H252V119H250L249 118ZM11 118L13 117V115L12 116H10ZM9 117V118H10ZM37 117V116H36ZM38 117L36 118L37 120H38ZM47 118V120H46V118ZM76 117H78V116H76ZM88 117H90V116H88ZM3 118L5 119V117L3 116ZM11 118L10 119H8V120H11ZM51 118V117H50ZM2 119V118H1ZM12 119H14V118H12ZM78 119V118H77ZM244 119V120H243ZM3 120V119H2ZM21 120V121H20ZM35 120V119H34ZM53 119L51 118V121H52ZM64 121H65V119H63ZM73 120V119H72ZM4 121H6V120H3V121H0L1 122V124H2V122H3V124H5L4 123ZM12 121V120H11ZM40 122L42 121V120H39ZM44 121V120H43ZM42 121V122H43ZM50 121V120H49ZM63 121V122H64ZM68 121V120H67ZM88 121V120H87ZM87 121H86V124H87ZM90 121V120H89ZM92 121H93V119H92ZM20 122H21V124H20ZM39 122V124H38V126H40V125H42L43 123L41 122L40 123ZM91 122V121H90ZM95 122V121H94ZM9 123H11L10 121H9ZM13 123V122H12ZM11 123V124H12ZM33 123V124H32ZM35 123V124H34ZM53 123V122H52ZM54 123H56V122H54ZM68 123V122H67ZM66 122H65V124H67ZM101 123V122H100ZM0 124V125H1ZM47 124H50L48 127H47ZM85 124V125H86ZM8 125V124H7ZM44 125V124H43ZM61 125H63L62 123H61ZM2 126V125H1ZM0 126V127H1ZM13 126H14V123H13ZM17 126V127H18ZM37 126V125H36ZM52 126V125H51ZM71 126V125H70ZM87 126H89L88 124H87ZM241 126H245L246 127V129L248 130L247 132H244L245 134L244 135H241V133H242V131L239 133V130H240V128H242ZM12 127V126H11ZM10 127V128H11ZM42 127V126H41ZM83 127H85V126H83ZM14 128V127H13ZM58 128V127H57ZM67 128V127H66ZM101 128V127H100ZM19 129V127L17 128V129H15L14 130V132H16V130H18ZM21 129V128H20ZM35 130V128H31V130ZM41 129V128H40ZM39 129V130H40ZM51 128H49V130H50ZM56 129V128H55ZM59 129V128H58ZM63 129V128H62ZM85 129V128H84ZM86 129H88V128H86ZM10 130V129H9ZM23 130H24V128H23ZM22 130V131H23ZM26 130H28V128L26 129ZM33 130V131H34ZM43 130H45L44 129V127H43ZM49 130H46V131H49ZM75 130V129H74ZM88 130H90V127H89V129ZM88 130H86V132L87 133H89V131ZM104 130V129H103ZM242 130H244V129H242ZM19 131V130H18ZM53 131H54V129H53ZM58 131V130H57ZM65 131H66V129H65ZM94 131V130H93ZM245 131V130H244ZM9 132H12V131H9ZM24 132V131H23ZM26 133L28 132V131H25ZM35 132V131H34ZM37 132V131H36ZM40 131H38V133H39ZM45 132V131H44ZM58 132H60V131H58ZM95 132V131H94ZM17 133V132H16ZM19 133H20V131H19ZM22 133V132H21ZM47 133L48 132H46L45 133V135L47 136ZM56 133V132H55ZM61 133V132H60ZM66 133V132H65ZM92 133V130H91V132H90V134ZM14 134V133H13ZM12 134V135H13ZM18 134V133H17ZM32 134V133H31ZM50 134V133H49ZM62 134V133H61ZM71 134V133H70ZM102 134H104V133H102ZM0 135H1V133H0ZM11 135V134H10ZM20 135V134H19ZM19 135H17V136H19ZM58 136L59 138H60V134L58 133V134H55L54 135V137L55 136ZM65 135V134H64ZM63 135V136H64ZM85 135H88V134H86L85 133ZM3 136V135H2ZM7 136H9V135H7ZM14 136V135H13ZM16 136V137H17ZM21 136H23V134L21 135ZM24 136H26V135H24ZM28 136V135H27ZM34 136H36L35 134H34ZM51 136V135H50ZM56 136V137H57ZM66 136V135H65ZM73 139H74V141H75V138L77 137V136H75V137H73V135H70ZM70 136H67V138H70ZM80 136V135H79ZM91 136L92 135H90V138H91ZM239 136H244V137H246V138H248V141H244V139L243 140H240V138H242V137H240L239 138ZM32 137V136H31ZM42 137H43V135H42ZM48 137V136H47ZM55 137V139L58 141V137L56 138ZM87 137V136H86ZM89 137V136H88ZM94 137V136H93ZM237 137V138H236ZM24 138V137H23ZM27 138V137H26ZM41 138V137H40ZM66 138V137H65ZM105 139L107 138V136L106 137H104ZM10 139V138H9ZM18 139V138H17ZM22 138H20L19 140H21ZM33 139V138H32ZM31 139V140H32ZM37 139V138H36ZM43 139H44V137H43ZM43 139H42V142H43ZM48 139V138H47ZM72 139V140H73ZM77 139V138H76ZM79 139V138H78ZM236 139H238V140H240L239 142H242V143H239V144H237L236 143ZM3 140V139H2ZM5 140H6V138H5ZM5 140H3V141H5ZM8 140V139H7ZM6 140V141H7ZM18 140V141H19ZM45 140V139H44ZM55 140V141H56ZM59 140H61V139H59ZM68 140H71V138L70 139H68ZM81 140V139H80ZM80 140H77V141H80ZM88 140V139H87ZM237 140V141H238ZM247 140V139H246ZM17 141V142H18ZM22 141V140H21ZM20 141V142H21ZM23 141H24V139H23ZM22 141V142H23ZM26 141V140H25ZM36 141H38V140H36ZM51 141V140H50ZM64 141H66V140H64ZM74 141H72L73 143H75L76 144V146L78 145L76 142H74ZM92 141V140H91ZM91 141H90V143H91ZM103 141V140H102ZM109 141V140H108ZM14 142V141H13ZM16 142V141H15ZM34 142V141H33ZM48 142V141H47ZM46 141H45V143H47ZM61 142V141H60ZM98 141H96L95 143H94V147H95V144L97 143ZM7 143V142H6ZM31 143V142H30ZM38 143V142H37ZM55 143V142H54ZM57 143H59V142H57ZM62 143H63V141H62ZM100 143V142H99ZM103 143H105L104 145L105 146H107V144H106V141L104 142L103 141ZM8 144V143H7ZM17 144V143H16ZM32 144V143H31ZM34 144H36V143H34ZM39 144H44V143H40L39 142ZM51 144V143H50ZM64 144V143H63ZM66 144V143H65ZM64 144V145H65ZM74 144V145H75ZM80 144V143H79ZM5 145V144H4ZM38 145V144H37ZM72 145V144H71ZM82 145H83V143H82ZM97 145H99V147H98V149L99 148H102V146L104 147V145H100V144H98L97 143ZM7 146V145H6ZM5 146V147H6ZM34 146V145H33ZM36 146V145H35ZM40 146V145H39ZM43 146H45L44 148H47L46 147V145H43ZM48 146V145H47ZM52 146H53V143H52ZM57 146V145H56ZM60 146H62V145H60ZM92 146V145H91ZM101 146V147H100ZM109 146V145H108ZM111 146V145H110ZM2 147V146H1ZM4 147V146H3ZM16 147H18V146H16ZM20 147H22V146H20ZM31 147V146H30ZM66 147V146H65ZM70 148L72 147V146H69ZM74 147V146H73ZM24 148H25V145H24ZM29 148V147H28ZM33 148V147H32ZM37 148H39V147H37ZM55 148V147H54ZM54 148H52V149H54ZM58 148V147H57ZM64 148V147H63ZM76 149L75 150H77V148L78 147H75ZM91 148V147H90ZM92 148H93V146H92ZM106 148V147H105ZM104 148V149H105ZM3 149H5V148H3ZM35 149V148H34ZM34 149H32V150H34ZM82 149V148H81ZM107 149L108 150H111V148H109V147H107ZM6 150V149H5ZM14 150V149H13ZM22 150V149H21ZM37 149H35V151H36ZM61 150V149H60ZM69 149H67V151H68ZM84 150H85V148H84ZM108 150L106 151V152H108ZM9 151V150H8ZM11 151V150H10ZM25 151H28L29 153H30V151H29V149H26ZM25 151H23L24 153H25ZM47 151V150H46ZM55 151V150H54ZM71 151H74L73 149L71 150ZM15 152L16 151H14V154H11V155H15ZM21 152V151H20ZM41 153H42V151H40ZM63 152V151H62ZM69 152H70V150H69ZM105 152V154H106V158H107V160H106V162H107V165L108 164H111V166L115 163L114 161H110V160H113V159H110V160H108L110 157L109 156H107V153ZM111 152V151H110ZM113 152L115 153L116 151H114L113 150ZM8 152H6V154H7ZM13 153V152H12ZM23 153V154H24ZM40 153V154H41ZM43 153H44V151H43ZM64 153V152H63ZM73 153H77V152H72L71 154H73ZM109 153V152H108ZM17 154V153H16ZM19 154H21V153H19ZM23 154H21V155H23ZM67 154H69V153H67ZM71 154H69V156L71 157ZM8 155H10V153H8ZM8 155H7V157H8ZM26 155V154H25ZM30 155V154H29ZM42 155V154H41ZM58 155V154H57ZM108 155H111V154H108ZM35 156V155H34ZM40 156V155H39ZM44 156H45V154H44ZM44 156H42L43 158H44ZM60 156V155H59ZM66 156V155H65ZM72 156H74V154L72 155ZM87 156V155H86ZM95 156V155H94ZM100 156V155H99ZM99 156H98V159H99ZM113 156H114V154H113ZM116 156V155H115ZM119 156V155H118ZM11 157V156H10ZM9 157V158H10ZM16 157V156H15ZM23 157H25L24 155H23ZM22 157V158H23ZM27 157V156H26ZM41 157V156H40ZM39 157V158H40ZM41 157V158H42ZM61 157H63V156H60V158ZM83 157V156H82ZM105 157H103V158H105ZM117 157V156H116ZM18 158V157H17ZM66 158V157H65ZM79 158V157H78ZM78 158H77V160H78ZM102 158V157H101ZM105 158V159H106ZM115 158V157H114ZM11 159V158H10ZM28 159V158H27ZM26 159V160H27ZM45 160L46 159H50L49 157L48 158H46V156H45V158H44ZM53 159V158H52ZM57 159H59V158H57ZM72 159V158H71ZM71 159L69 160V161H71ZM83 160H84V158H82ZM87 159H91V158H87ZM94 159H95V157H94ZM5 160V159H4ZM7 160V159H6ZM13 160H15L14 158H13ZM20 160H22L21 159V157H20ZM19 160V161H20ZM43 160V159H42ZM45 160H43V162L45 161ZM59 160H61V159H59ZM63 160V159H62ZM68 160V159H67ZM73 160V159H72ZM80 160V159H79ZM97 160V159H96ZM115 160V159H114ZM118 159H116L115 161L116 162H119V160H121V157H119V160L117 161ZM27 161H29V160H27ZM48 161V160H47ZM51 161V160H50ZM64 161H66V159L64 160ZM63 161V162H64ZM81 161V160H80ZM84 161H86V160H84ZM83 161V162H84ZM93 161H95V160H93ZM99 161H101V159H99ZM121 161H123V160H121ZM5 161H3V163H4ZM24 162V161H23ZM23 162H22V164H23ZM26 162V161H25ZM52 162H54L53 160H52ZM82 162V161H81ZM83 162H82V164H83ZM89 162V161H88ZM104 162V161H103ZM102 162V163H103ZM106 162H104L105 164H106ZM109 162V163H108ZM114 162V163H113ZM7 163V162H6ZM21 163V162H20ZM35 163H37V160H36V162ZM47 163V162H46ZM45 163V164H46ZM74 163V162H73ZM73 163L70 165L69 164V166H70V168H71V166H73ZM80 163V162H79ZM79 163H77V164H79ZM86 163V162H85ZM95 163H96V161H95ZM101 163V164H102ZM103 163V164H104ZM8 164V163H7ZM11 164V163H10ZM9 164V165H10ZM44 164V165H45ZM54 164V163H53ZM58 164H60V163H58ZM57 164V166H59ZM64 164H67V163H64ZM75 164V163H74ZM88 164V163H87ZM90 164V163H89ZM119 164H121V166L119 165V166H117L118 164L117 163H115L113 166L116 168V167H122V162H120ZM25 165V164H24ZM36 165V164H35ZM34 165V166H35ZM49 164H47L46 166H48ZM91 165V164H90ZM96 165V164H95ZM125 165V164H124ZM40 166L41 165H39V169H40ZM45 166V167H46ZM51 166H53L52 164H51ZM51 166H49V167H51ZM55 167H56V165H54ZM62 166L64 167V165L62 164ZM61 166V167H62ZM67 166H68V164H67ZM68 166V167H69ZM77 166H80V165H77ZM77 166L75 167V168H77ZM84 166V165H83ZM92 166H93V164H92ZM112 166V167H113ZM127 166V165H126ZM3 167V166H2ZM6 167V166H5ZM8 167H10V168H12L13 167V165H12V167H11V165L10 166H8ZM8 167H6V168H8ZM36 167V166H35ZM34 167V168H35ZM38 167V166H37ZM62 167V168H63ZM66 167V166H65ZM67 167V168H68ZM91 167V166H90ZM96 167V166H95ZM109 167H110V165H109ZM16 168V167H15ZM22 168V167H21ZM24 168V167H23ZM26 168V167H25ZM24 168V169H25ZM41 168H43V167H41ZM52 168V167H51ZM50 168V169H51ZM66 168V169H67ZM69 168V169H70ZM80 167H78V169H79ZM84 168V167H83ZM89 167H87V169H88ZM97 168V167H96ZM111 168V167H110ZM31 169V168H30ZM38 169V168H37ZM49 169V168H48ZM47 168H46V170H48ZM55 169H58V168H55ZM61 169V168H60ZM68 169V170H69ZM74 169V168H73ZM72 169V170H73ZM80 169H82V168H80ZM105 169H106V167H105ZM112 169V168H111ZM123 170L124 169H126V170H128L129 171V169H127L125 166H123V168H122ZM7 170V169H6ZM22 170V169H21ZM20 170V171H21ZM32 170V169H31ZM113 171L115 170V169H112ZM111 170V171H112ZM118 172H119V170L118 169H116ZM115 170V171H116ZM123 170H121V174L122 175H124V173H125V175H128L127 174V172L128 171H123ZM234 170V169H233ZM12 171H13V169H12ZM18 171V170H17ZM41 171H43V170H41ZM61 171V170H60ZM81 171V170H80ZM96 171V170H95ZM99 171V170H98ZM109 171V170H108ZM113 171H112V173H113ZM122 171H123V173H122ZM6 172V171H5ZM25 172H27V171H25ZM32 172V171H31ZM47 172H49V170L47 171ZM56 172V171H55ZM58 172H59V169H58ZM62 172V171H61ZM61 172L59 173V175L61 174ZM65 172V171H64ZM71 172V171H70ZM70 172H68V173H70ZM74 172L75 171H73L71 174H74ZM78 172V171H77ZM82 172H83V170H82ZM102 172H104L103 171V169H102ZM118 172H117V174H118ZM12 173V172H11ZM15 173V172H14ZM51 172H49V174H50ZM76 173V172H75ZM89 172H87V173H85L86 175H90V173L88 174ZM98 173V172H97ZM100 173H101V170H100ZM110 173V172H109ZM111 173V174H112ZM115 173V172H114ZM128 173H130V172H128ZM235 173V172H234ZM23 174H25V173H23ZM28 174V173H27ZM42 174V177L44 176L43 174H45V175H47L46 173H41ZM55 173H53V175H54ZM64 173L62 172V175H63ZM71 174H69V176L71 175ZM83 174V173H82ZM81 173H80V175H82ZM94 174H95V172H94ZM99 174V173H98ZM98 174H96V176H95V178L97 179L98 177H97V175ZM116 174V175H117ZM121 174H119L120 176H121ZM231 174V173H230ZM16 175V174H15ZM30 175V174H29ZM62 175H60V178L62 177ZM68 175V174H67ZM85 175V176H86ZM91 175H93V172H92V174ZM90 175V176H91ZM102 175V174H101ZM106 176L104 177V174L102 175V177H103V179H104V181H105V184L107 183L108 184V182H109V180H107L109 177L107 176L108 175V173L106 172V174H105ZM119 175H117L118 176V178L120 177ZM124 175V176H125ZM232 175V174H231ZM8 176V175H7ZM12 176L14 177V175L12 174ZM17 176H18V174H17ZM33 176V175H32ZM40 176V175H39ZM38 176V177H39ZM65 176H66V174H65ZM98 176H100V175H98ZM114 176H115V174H114ZM130 176V179L128 178V180H130V185H132V184H134V185H140V186H138V188L139 187H143V185H144V183L143 182H141L140 181V183H143V184H140V183H136L135 182V180H136V177L134 178L135 180H133L132 178V174H130V175H128L127 177H129ZM0 177H1V175H0ZM27 177V176H26ZM37 177V176H36ZM46 177H48V176H46ZM45 176H44V178H46ZM50 177V176H49ZM52 177V176H51ZM59 177V176H58ZM57 176H56V180H58L59 179V181H60V178H58ZM73 177V176H72ZM75 177V176H74ZM78 177V176H77ZM80 177V176H79ZM87 177V176H86ZM86 177H84V176H82V178H86ZM111 177H113V176H111ZM234 177V176H233ZM17 178V177H16ZM44 178L42 179V181L44 180ZM54 178H55V175H54ZM76 178V177H75ZM95 178L93 179V180H95ZM99 178H101V177H99ZM114 178V177H113ZM122 178V177H121ZM25 179V178H24ZM34 179H37V178H33V180ZM69 179V178H68ZM92 178H90V180H91ZM102 179V178H101ZM102 179V180H103ZM112 179V178H111ZM127 179V178H126ZM125 179V180H126ZM1 181H2V179H0ZM6 179H4V181H5ZM17 180V179H16ZM26 180V182L29 180V179H25ZM38 180V179H37ZM46 180H47V178H46ZM53 180V179H52ZM66 180V178L64 177L63 178V181L64 182H66L65 181ZM78 180V179H77ZM80 180V179H79ZM82 180V179H81ZM80 180V181H81ZM84 180V179H83ZM134 181V183H133V181ZM4 181H2L0 184H2ZM15 181V180H14ZM31 182H32V180H30ZM30 181H28V182H30ZM39 181V180H38ZM38 181H36L37 183H33L34 185H36V184H38ZM54 181V180H53ZM70 181H71V179H69V181H67V182H69V183H64L63 185L64 186H66L67 184H73L72 182L70 183ZM78 182L79 184H82L83 183V181H82V183L81 182ZM87 181H89V180H87ZM86 181V182H87ZM117 181V179L115 180V182ZM13 182V181H12ZM17 182V181H16ZM27 182V183H28ZM41 182V181H40ZM44 182L45 183H47V181H45L44 180ZM49 182V181H48ZM51 182V181H50ZM48 183L49 184V186H48V184H47V187L49 188V191L50 190H53V184H55V183H53V182H51V183ZM77 182H75V186H77L76 185V183ZM110 182H112V181H110ZM23 183V182H22ZM42 183V182H41ZM40 183V184H41ZM45 183H43V184H45ZM57 183L61 186L62 184L61 183H59L58 181H57ZM85 183V182H84ZM83 183V184H84ZM89 183H92V181L91 182H89ZM95 183V182H94ZM94 183H92V184H94ZM99 183V182H98ZM97 183V184H98ZM100 183H101V181H100ZM100 183H99V185H100ZM136 183V184H135ZM17 184V183H16ZM19 184V183H18ZM29 184H31V183H29ZM43 184H42V187H44L43 186ZM51 184H52V189H51ZM82 184V185H83ZM96 184V183H95ZM124 184V183H123ZM122 184V182H120V184H119V186L120 187H122L123 188V185ZM127 184H129V183H127ZM127 184H125V185H127ZM21 185V184H20ZM28 185V184H27ZM58 185V186H59ZM62 185V186H63ZM91 185V184H90ZM89 185V186H90ZM103 185V184H102ZM115 185V184H114ZM137 185L136 186H131L130 188H131V190L133 191V192H131L130 190H127L128 192H126L127 194H125L124 192H125V190H124V192H121L122 194L124 193V195H126V201H127V199L129 200V203L127 202V204H130V203H132V201H131V199L134 197V195L135 196H137L139 193L137 192V191H135L134 192V190L135 189H137L136 187H137ZM142 185V186H141ZM1 186V185H0ZM30 186V185H29ZM57 186V185H56ZM64 186L62 187V189L64 188ZM68 186H70V185H68ZM67 186V187H68ZM79 186V185H78ZM81 186V185H80ZM84 186H86L87 188V190H90V188H92V187H89V186H87V185H84ZM92 186H95V185H92ZM106 186V185H105ZM128 186V185H127ZM21 187V186H20ZM23 187V186H22ZM28 186H26V189L28 190V188H27ZM42 187H40V188H42ZM46 187V184H45V188H43L44 190L43 191H45V189H48ZM88 187H89V189H88ZM97 187V186H96ZM113 187V186H112ZM120 187H118V188H120ZM132 187H133V189H132ZM135 187V188H134ZM149 187V186H148ZM24 188V187H23ZM22 188V189H23ZM33 188H35V186H33ZM109 188V187H108ZM122 188H120L121 189V191H122ZM125 188V187H124ZM123 188V189H124ZM130 188H128V189H130ZM141 188H139V191H140V189ZM22 189H19V188H16V189H13V190H0L1 192H0V213L1 212H3V214H5V216H7V217H11L13 220H15V221H21L22 219L21 218H23L22 217V212H21V209L20 208H17V209H15L13 206H12V201H17L19 204H20V206H21V204H23L22 202H24L23 200H24V198H25V195H24V190H22ZM25 189V188H24ZM54 189H59L58 187H55ZM73 189H74V187H73ZM81 189H83L84 190V188L83 187H80V191H81ZM107 189V188H106ZM105 189V190H106ZM120 189H119V193H117V194H119V195H121L120 194ZM26 190V191H27ZM30 190H33V189H29V191ZM37 190V189H36ZM42 190V189H41ZM65 190V189H64ZM76 190V189H75ZM82 190V191H83ZM117 190V189H116ZM116 190H115V192H116ZM142 191H141V194H139V196L140 195H145L143 198L141 197V198H139V199H143L142 201H136V203L135 202H133V204L135 203V204H137V202H138V204H139V206H140V203L139 202H141L142 203V205H143V201H145V203L144 204H147L149 201H150V198L146 195L147 194V191H149V188H147V190H146V188H145V185H144V187L141 189ZM150 190H151V187H150ZM156 190V189H155ZM39 190H37V192H34L35 193V195H36V193H38V194H40L39 192H38ZM59 191V190H58ZM79 191V190H78ZM77 191V192H78ZM81 191V192H82ZM91 191V190H90ZM90 191H88V193L90 192ZM145 191H146V194H145ZM157 191V190H156ZM156 191H154V189L152 190V192H155V193H152L153 195H154V197L155 198H153V195H151V198L153 199V200H155V199H159L160 198V196H158V195H155L156 194ZM258 191V190H257ZM32 192V191H31ZM53 191H51V192H48L47 193V190H46V195H44V194H42L45 198L47 197V196H51ZM61 192H66V193H68L67 191H60V193L59 192H57L58 194H55V196L57 197V195H63V193L61 194ZM73 193H75V191H72ZM71 192V193H72ZM131 192V193H130ZM142 192H144L143 194H142ZM26 193H28V192H26ZM42 193V192H41ZM49 193H50V195H49ZM114 193V192H113ZM128 193H130V194H128ZM133 193V194H132ZM136 193V194H135ZM31 194V193H30ZM37 194V195H38ZM76 195H77V193H75ZM84 194H86V192L84 193ZM132 194V195H131ZM158 194V193H157ZM162 194V193H161ZM70 195V194H69ZM75 195V196H76ZM78 195H80L81 196V193L80 194H78ZM82 195H83V193H82ZM103 195V194H102ZM112 195V194H111ZM119 195L117 196V195H115V196H117V197H119ZM128 195H130V196H128ZM149 195V194H148ZM41 196V195H40ZM43 196H41V197H43ZM55 196H51L50 198H51V202L52 203H50L51 205L52 204H55V207H56V205H57V209H56V211L58 210V206H60V204H58L57 203V201L56 200H58V202H60L59 201V198L57 199H55L54 197ZM71 196V195H70ZM80 196H78V197H80ZM89 196H91V195H89ZM113 197V198H117V197ZM122 196V195H121ZM158 196V197H157ZM257 196V195H256ZM31 197H32V195H31ZM43 197V198H44ZM48 197V198H49ZM58 197H60V196H58ZM78 197H76V199L75 200H77V198ZM83 197L85 198V195H83ZM82 197V198H83ZM87 197V196H86ZM111 196H109V198H110ZM127 197H131V199H129V198H127ZM148 199H147V198ZM163 197V199L162 198H160V201H161V199L162 200H164L165 202H166V198H164L165 196L163 195L162 196ZM261 197V196H260ZM33 198V197H32ZM32 198H31V200H32ZM36 198V197H35ZM54 198V200H55V202L57 203H54V201H52V199ZM71 198H73V200H74V197L73 196H71ZM84 198L83 199H80V200H84ZM134 198H136V197H134ZM147 200H146V199ZM38 200L40 199V198H37ZM100 199V198H99ZM119 199H121L120 201H122V199H123V196L121 197V198H119ZM137 199V198H136ZM135 199V200H136ZM138 199V200H139ZM152 199H151V202L153 203V201H152ZM41 201L40 202H42L43 203V201H46V200H43L42 201V198L40 199ZM49 200V199H48ZM64 200V199H63ZM70 200V199H69ZM68 200V201H69ZM79 200V201H80ZM109 200V199H108ZM118 200V199H117ZM34 200H32V201H27V202H29V205L31 206L32 205V203H34L33 202ZM78 201V202H79ZM82 201H80V204H81V202ZM118 202L119 204L121 203V202ZM131 201V202H130ZM159 201V200H158ZM157 201V203L159 204V202ZM32 202V203H31ZM37 202V201H36ZM39 202V204L41 205L42 203H40ZM49 202H50V200H49ZM63 202V201H62ZM98 203L100 202L99 200L97 201ZM97 202H95V203H97ZM109 201H107V204H109L108 203ZM147 202V203H146ZM154 202H156V201H154ZM25 203H26V201H25ZM24 203V204H25ZM63 203H65V202H63ZM68 203V202H67ZM75 204L74 205H76V202H74ZM83 204L85 203L84 201L82 202ZM101 203V202H100ZM116 203V202H115ZM118 203H117V205H118ZM126 203V202H125ZM156 203V204H157ZM38 204V205H39ZM44 204V208H43V205H42V207H39L38 205H36V207L38 206L39 208H43V209H41V210H43V211H41L42 213L44 212V210L46 211V209H47V207L49 206V204H48V206L47 207H45V202L43 203ZM66 204V203H65ZM92 204H94V203H92ZM113 204H114V201H113ZM122 204V203H121ZM126 204V205H127ZM138 204H137V206H138ZM168 204H170V202H168ZM167 204V206H169ZM26 205V204H25ZM24 205V206H25ZM35 205V204H34ZM62 205V204H61ZM132 205V204H131ZM148 205H150V204H148ZM155 203H153V205H151L152 207H153V209L155 208ZM163 203L162 202H160V205H156V208H159L160 206H161V208H159V209H161V212L159 213V214H161L163 211ZM19 206V207H20ZM23 206V208L25 209V207ZM54 206V205H53ZM52 206V207H53ZM77 206H79V203L77 204ZM81 206V205H80ZM79 206V207H80ZM96 206H99V204L98 205H96ZM103 206H104V204H103ZM115 205H113V208L115 209V210H117V208H115L114 207ZM120 206V208H118L119 209V211H120V213L123 215V212H121V211H123L122 210V206L121 205H119ZM118 206V207H119ZM135 206V205H134ZM136 206V207H137ZM170 206H171V204H170ZM33 207V206H32ZM35 207V208H36ZM67 207V206H66ZM65 206H64V208H66ZM106 207H107V205H106ZM127 207V206H126ZM129 208H130V206H128ZM127 207V208H128ZM150 208V206H147V211L145 212L146 213V215L148 216H150L151 215V212H153L154 210H152V211H150V213H148L149 212V210L150 209H152V207ZM31 208V207H30ZM30 208H29V210H30ZM34 208V209H35ZM49 209H52V210H49V209H47L48 210V212L46 213V212H44L46 215L44 216V215H42V213L40 212H38L39 214H37V211L35 212L36 214H37V217H36V214H35V218H37L36 220H44L45 218H46V216H48L47 214H49V216L47 217V220H49V218L52 216H50V212H51V214H52V211H53V208H51V206L50 207H48ZM69 208H71L72 209V207H68V210H69ZM89 208H90V206H89ZM102 208V207H101ZM131 208H133V206H131ZM130 208V209H131ZM138 208V207H137ZM140 208V207H139ZM138 208V209H139ZM156 208H155V210H156ZM27 209V208H26ZM55 209V208H54ZM107 209V208H106ZM135 209V208H134ZM171 209H172V207H171ZM28 210V211H29ZM36 210V209H35ZM99 210H101V209H99ZM102 210H103V208H102ZM137 210V209H136ZM142 210V208H140V211ZM165 210L167 211V208H165ZM90 211H91V209H90ZM98 211V210H97ZM104 211H105V206H104ZM107 211V210H106ZM105 211V212H106ZM114 211V210H113ZM130 211H133L132 209L130 210ZM130 211H129V209L127 210V214H129L128 216L129 217H131V215L134 213V211L133 212H131L130 213ZM157 211V213H158V209L156 210ZM156 211H154V213L156 212ZM165 211V212H166ZM177 210L176 209H174V211H173V213H177L176 212ZM180 211V210H179ZM179 211H178V214H180L179 213ZM25 212H26V210H25ZM31 212V211H30ZM83 212V211H82ZM94 212V211H93ZM92 212V213H93ZM102 212V211H101ZM136 212V211H135ZM143 212V213H144ZM183 212V211H182ZM28 214H29V212H27ZM27 213H26V215H27ZM43 213V214H44ZM53 213H54V215L57 213H55L54 211H53ZM91 213V214H92ZM103 214H104V212H102ZM101 213V214H102ZM112 213V212H111ZM139 213V212H138ZM145 213H144V216H145ZM148 213V214H147ZM152 213L154 216L153 217H151L152 219H154L155 218V214H157V213ZM164 213V212H163ZM162 213V214H163ZM33 214V213H32ZM33 214V215H34ZM41 214V216H39ZM82 213H81V211H80V215H81ZM90 214V216H92ZM95 214V213H94ZM94 214H93V218L95 217L94 216ZM106 214V213H105ZM104 214V215H105ZM116 214H117V212H116ZM131 214V215H130ZM140 214V213H139ZM161 214V215H162ZM57 215H58V213H57ZM112 215V214H111ZM114 215V214H113ZM121 215V216H122ZM143 215V214H142ZM160 215V216H161ZM176 214H174L173 216H174V218H172L173 216H171L170 217V219L167 221V222H170V223H166L167 224V226L169 225V228L172 226L171 224H172V222L174 221V219L176 218L178 221L181 219V217H182V215L180 216V217H178L177 218V216H175ZM39 216V217H38ZM42 216L43 217H45V218H42ZM56 216V215H55ZM55 216H53V217H55ZM63 216V215H62ZM61 216V217H62ZM81 216H83V214L81 215ZM107 216H108V214H107ZM120 216V215H119ZM118 216V217H119ZM127 216V217H128ZM134 216H135V218L137 217L136 215H135V213H134ZM134 216H132L131 218H132V224L133 223H135V221H137V220H139L138 218H136L137 220H135L134 221V219H133V217ZM143 216V217H144ZM149 216L147 217L148 219H149ZM26 217H28L29 218V216H26ZM31 217H33L34 218V216H32L31 215ZM52 217V218H53ZM57 217V216H56ZM113 217V216H112ZM127 217H125V218H127ZM142 217V218H143ZM158 217V216H157ZM183 217H184V214H183ZM52 218L50 219V220H52ZM58 218V217H57ZM66 218V217H65ZM88 218V217H87ZM96 218V217H95ZM131 218H128V221H129V227H128V225L126 224V222L124 223L125 225H126V227H128V229H130V227H132V224L130 223L131 221L129 220V219H131ZM141 218V219H142ZM145 219H146V217H144ZM62 219V218H61ZM102 219H104L103 217H102ZM102 219H101V221H102ZM110 219V218H109ZM119 219H123V217L121 218H119ZM157 219V218H156ZM155 219V220H156ZM172 219H173V221H172ZM182 219H184V218H182ZM32 220V219H31ZM36 220L34 219V220H32V222H36ZM41 220V222H43L44 224H43V226H40V228L42 229V227H45V225H48V223H46V222H44V221H42ZM55 220V219H54ZM91 219H89L88 221H90ZM113 220V222H114V218L112 219ZM111 220V221H112ZM115 220H117V219H115ZM197 220V219H196ZM25 221V220H24ZM46 221V220H45ZM56 221H57V219H56ZM59 221V220H58ZM95 222H96V219L94 220ZM127 221V220H126ZM127 221V222H128ZM144 221V220H143ZM149 221H151V220H149ZM160 221V220H159ZM184 221H185V219H184ZM188 221V218L186 219V221L185 222H187ZM191 221V220H190ZM23 222V221H22ZM27 222H28V220H27ZM26 222V223H27ZM38 222V221H37ZM37 222H36V226H38V224L40 223V225H42L41 224V222H38V224H37ZM87 222V221H86ZM91 222V221H90ZM105 222V221H104ZM104 222H102V224L104 223ZM116 222V221H115ZM146 222H147V219H146ZM155 223H156V221H154ZM154 222H153V225H154ZM176 220L173 222L177 227H178V223L176 224ZM185 222H183V224L185 223ZM191 222H193V221H191ZM195 222V221H194ZM193 222V223H194ZM51 223V222H50ZM79 223V222H78ZM144 223V222H143ZM188 223V222H187ZM187 223H185V224H187ZM190 223V222H189ZM188 223V224H189ZM193 223H190V225L189 226H191V224L193 225ZM196 223V222H195ZM23 224V223H22ZM35 224V223H34ZM34 224H32V225H30V226H34ZM77 224V223H76ZM88 224H89V222H88ZM99 224H101V223H99ZM131 224V225H130ZM139 224H141L142 225V223L140 222ZM28 225H29V223H28ZM78 225V224H77ZM94 225H96V224H94ZM108 225V224H107ZM113 225H115V224H113ZM136 225V224H135ZM134 225V226H135ZM146 225V224H145ZM149 225V224H148ZM153 225H152V228H153ZM197 225V224H196ZM56 226H58V225H56ZM88 226V225H87ZM120 226V225H119ZM137 226V225H136ZM194 226V225H193ZM192 226V227H193ZM198 227H199V225H197ZM18 227V226H17ZM39 227V226H38ZM50 227H52V226H50ZM60 227H61V224H60ZM81 227L82 226H80V228H79V230L77 229V228H75L76 230H78V231H80L81 230ZM90 227V226H89ZM101 227H102V225H101ZM116 227H117V225H116ZM121 227V226H120ZM119 227V228H120ZM146 227V226H145ZM156 227V226H155ZM154 227V228H155ZM158 227H159V224H158ZM175 229L177 228V227H175V226H173ZM197 227V228H198ZM31 228H33V227H31ZM37 228V227H36ZM73 228V227H72ZM87 228V227H86ZM118 228V227H117ZM133 228V227H132ZM130 229V231L131 230H133V229ZM149 228V227H148ZM168 228V227H167ZM166 228V229H167ZM168 228V229H169ZM180 228H182V227H180ZM185 228V227H184ZM34 229H35V227H34ZM39 229V228H38ZM63 229V228H62ZM74 229V228H73ZM83 229V228H82ZM88 229V228H87ZM94 229V228H93ZM167 229V230H168ZM48 230V229H47ZM64 230V229H63ZM68 230V229H67ZM69 230H72L71 229V226H70V229ZM75 230V231H76ZM123 230L126 232V230L127 229H124L123 228ZM136 230H137V228H135V230H134V233H136ZM139 230H141V229H139ZM138 230V232H140ZM162 230V229H161ZM166 230V231H167ZM170 230V229H169ZM168 230V231H169ZM188 229H186V231H187ZM200 230H201V228H200ZM32 231V230H31ZM35 231H37V230H35ZM34 230H33V232L34 233H37V232H35ZM40 231V230H39ZM44 231H46V230H44ZM43 230H41V232L40 233H42V232H44ZM56 231H57V228L55 229V235H57L56 234ZM74 230H72V232H70V233H72V236L73 235H76V233L74 234L73 232H75ZM83 231V230H82ZM88 231V230H87ZM96 231V230H95ZM120 231H121V228H120ZM129 231V230H128ZM145 228H144V234H145ZM165 231V232H166ZM176 231H177V229H176ZM181 231H185V229L183 230V228L181 229ZM186 231H185V233H186ZM189 231V230H188ZM188 231H187V237H188V235L191 233L192 234V236L194 237V232H196V229L195 228H193V231H192V229H191V231L189 232V234H188ZM198 231V230H197ZM22 232V231H21ZM32 232V233H33ZM64 232H67V231H64ZM69 232V231H68ZM85 232V231H84ZM98 232V231H97ZM97 232H95V233H97ZM100 232H101V230H100ZM137 232V234L139 235V233ZM164 232V233H165ZM198 232H200V231H198ZM205 233H206V238L208 237L207 236V232H206V229H205V231H204ZM46 233V232H45ZM45 233H42V234H44L45 235ZM60 233H62V231H61V229H60ZM60 233H59V235H60ZM70 233H68V235H70ZM80 233H81V231H80ZM87 232H85V235H87L86 234ZM102 233V232H101ZM154 233H156V232H154ZM160 233V232H159ZM184 233V232H183ZM185 233L183 234V235H185ZM203 233V232H202ZM18 234V233H17ZM53 233H51V235H52ZM83 234V233H82ZM131 234H132V232H131ZM141 234H143V229L141 230ZM196 234H198V233H196ZM50 235V234H49ZM63 235V233L60 235V236H62ZM84 235V234H83ZM84 235V236H85ZM94 235H96V234H94ZM93 235V236H94ZM97 235H99V234H97ZM111 235V234H110ZM109 235V236H110ZM125 235H127V232L125 233ZM203 235H204V233H203ZM35 236L36 237H38L39 235H36L35 234ZM43 236V235H42ZM41 236V237H42ZM48 236V235H47ZM53 236V235H52ZM58 236V235H57ZM60 236L59 237H56V236H54V237H56V238H58L57 239V241L59 240L60 242H62L61 241V238H60ZM64 236V235H63ZM66 236V235H65ZM71 235H70V237H72ZM100 237H101V235H99ZM131 236V239H133L132 238V236L133 235H130ZM166 236V235H165ZM28 237V236H27ZM27 237H26V239H27ZM32 237V236H31ZM40 237V238H41ZM45 237V236H44ZM53 237V238H54ZM114 237H115V235H114ZM114 237H113V235L111 236V238H113L114 239ZM120 237H124V236H122V235H120ZM135 237V236H134ZM136 237H137V235H136ZM150 237V236H149ZM167 237H169V235L167 234ZM167 237L165 238L164 236H163V238L165 239V240H163V243H164V241H166L167 242ZM170 237H173V235H170ZM170 237H169V239H170ZM186 237V243L188 242V239L191 237V235H190V237H188L187 238ZM197 237H199L198 235L196 236L195 235V237L194 238H197ZM33 238V237H32ZM39 238V237H38ZM39 238V239H40ZM60 238V239H59ZM78 238V237H77ZM98 238V240H99V237H97ZM102 238V237H101ZM108 238V237H107ZM110 238V239H111ZM130 238V237H129ZM158 238V237H157ZM182 238V237H181ZM180 237L178 238V239H181ZM193 238V239H194ZM2 241L4 240V238H0ZM18 239V238H17ZM28 239H31V238H28ZM27 239V240H28ZM34 239V238H33ZM32 239V240H33ZM113 239H112V241H113ZM155 239V238H154ZM168 239V240H169ZM178 239H177V241H178ZM197 239H199V238H197ZM31 240V241H32ZM85 241H86V238L84 239ZM107 240V239H106ZM121 239H119V241H120ZM123 240L124 241H126L124 238L122 239V241H120V242H123ZM135 241H136V239H134ZM134 240H131L132 241V243H133V241ZM158 240V239H157ZM172 240V239H171ZM200 240V239H199ZM207 242L209 243V245L212 247V249L213 248H218V245L216 244V242L211 238V236H209L207 239ZM4 241H7V240H4ZM14 241H16V239L14 240ZM34 241H35V239H34ZM33 241V242H34ZM37 241V240H36ZM42 241V240H41ZM55 241H56V239H55ZM100 241H102V239L100 240ZM115 241H117L116 239H115ZM198 241V240H197ZM214 242L215 244H213L212 242ZM219 241V240H218ZM79 242V246H80V241H78ZM86 242H88V241H86ZM96 242V245L98 244L97 243V241H95ZM111 242V241H110ZM114 242V241H113ZM120 242H119V244H120ZM157 242V241H156ZM166 242L164 243L165 245H167V247L166 246H164V248L166 247V248H169V249H167V250H172L171 248V245H170V242L171 241H168L169 242V244L167 243L166 244ZM183 242H184V240H183ZM195 242L196 241H192V242H190V244L189 245H192L193 243L195 244ZM14 243V242H13ZM29 243V242H28ZM28 243H26V244H28ZM53 243V242H52ZM64 243H66L65 241H64ZM63 243V244H64ZM71 243V242H70ZM89 243V242H88ZM106 243H108V242H106ZM105 243V244H106ZM137 243H139V245H140V243H142V242H136V246H138L137 245ZM157 243H159V241L157 242ZM172 243V242H171ZM178 243H179V241H178ZM185 243V242H184ZM9 244V241H8V243H7V245ZM31 244H33L32 242H31ZM42 244H43V241H42ZM41 244V245H42ZM49 244V243H48ZM55 244H56V242H55ZM55 244H53V245H55ZM57 244H59L58 242H57ZM56 244V245H57ZM69 244V243H68ZM68 244H64L63 246H65V245H68ZM87 244V243H86ZM102 244H103V241H102ZM122 244V243H121ZM144 244V243H143ZM175 244V243H174ZM188 244V243H187ZM186 244V245H187ZM52 244H51V246H53ZM55 245V246H56ZM75 245H77V244H75ZM88 245V244H87ZM89 245L91 246V244L89 243ZM99 245V244H98ZM97 245V246H98ZM116 245V244H115ZM131 245V244H130ZM129 245V246H130ZM155 245H157V244H155ZM170 245V247H168ZM176 245V244H175ZM184 245V244H183ZM196 245V244H195ZM9 246V245H8ZM26 246V245H25ZM30 246V245H29ZM33 246V245H32ZM31 246V247H32ZM59 246V245H58ZM60 246H62V244L60 245ZM72 246H74V245H72ZM102 246V245H101ZM106 246V245H105ZM110 246V245H109ZM117 246V245H116ZM115 246V247H116ZM132 246H134V244H132ZM131 246V247H132ZM136 246H134V247H136ZM144 246V245H143ZM179 246H181V245H179ZM193 246V245H192ZM216 246V247H215ZM20 247V246H19ZM27 247H28V245H27ZM130 247V248H131ZM162 247V250H163V246H161ZM160 247V248H161ZM175 247V246H174ZM178 246H176V248H177ZM186 247V250H188L189 251V249H187V246H185ZM189 247V246H188ZM195 247H197V246H195ZM9 248H10V246H9ZM53 249H55L56 247H52ZM52 248L50 247V249H51V251H52ZM58 248L59 247H57V251H58ZM64 248V247H63ZM63 248H59V249H63ZM97 248V247H96ZM96 248H94V249H96ZM103 248V247H102ZM119 248V247H118ZM129 248V247H128ZM127 248V249H128ZM129 248V249H130ZM155 248H156V246H155ZM165 248V249H166ZM175 248V249H176ZM181 248V247H180ZM19 249V248H18ZM37 249V248H36ZM65 249V251L67 252V250L66 249H70V248H68V247H66V248H64ZM86 249V248H85ZM92 249V248H91ZM132 249H133V247H132ZM143 249V248H142ZM141 249V250H142ZM152 248H150V250H151ZM157 249V248H156ZM164 249V250H165ZM175 249H173V250H175ZM182 249V248H181ZM185 249V248H184ZM194 249H196V248H194ZM208 249V248H207ZM12 250V249H11ZM14 250V249H13ZM13 250H12V252L10 251V253H12V254H14L13 253ZM28 250V249H27ZM46 250H49V249H46ZM45 250V251H46ZM71 250V249H70ZM102 250H104V248L102 249ZM160 251V254L163 252V251ZM166 250V251H167ZM178 250V249H177ZM190 250H193V249H191V247H190ZM14 251H16V250H14ZM41 251H43V250H41ZM44 251V252H45ZM50 251V250H49ZM50 251V252H51ZM60 251V250H59ZM69 251V250H68ZM77 251V250H76ZM76 251H74V252H76ZM95 251V250H94ZM120 251V250H119ZM127 251V250H126ZM149 251V250H148ZM147 251V252H148ZM154 251H155V249H154ZM157 251V250H156ZM176 251V250H175ZM183 251V250H182ZM188 251H187V255L188 254H190L191 252L189 251V253H188ZM211 251V249L209 250V252ZM215 251V250H214ZM229 251V250H228ZM24 252V251H23ZM27 252H29V251H27ZM32 252H33V250H32ZM48 252V251H47ZM48 253V255L49 254H53V253ZM53 252V251H52ZM73 252V253H74ZM92 252V251H91ZM98 253H99V250L97 251ZM108 252H110V254L112 253L111 251H108ZM107 252V253H108ZM127 252H130V250L129 251H127ZM151 252V251H150ZM170 252V251H169ZM223 252V251H222ZM231 252V251H230ZM34 253V252H33ZM46 253V252H45ZM63 253V252H62ZM72 253V254H73ZM90 253V252H89ZM106 253V254H107ZM158 253V252H157ZM171 253V252H170ZM173 253H175L174 251L171 253V254H173ZM184 253V252H183ZM182 253V254H183ZM208 253V252H207ZM226 253V254H225ZM225 253L223 252V255H222V257L220 258V262H222L223 264H239L237 261H235L234 259V257L232 256H230L229 255V253L225 250ZM40 253H38V255H39ZM71 254V255H72ZM77 254V253H76ZM75 254V255H76ZM81 255V251L78 253V256H80ZM92 254V253H91ZM97 254V253H96ZM123 254H124V251H123ZM155 254V253H154ZM159 254V255H160ZM168 254V253H167ZM179 255H181V257H183L182 256V254H180V253H178ZM177 254V255H178ZM193 254V253H192ZM196 254H199L198 252L196 253ZM201 254V253H200ZM23 255V254H22ZM54 255V254H53ZM104 255V254H103ZM164 255V253L162 254V256ZM175 256H171V257H175L176 259H177V257H176V253L174 254ZM191 255V254H190ZM59 256H61L60 254H59ZM105 256V255H104ZM126 256V255H125ZM166 256V255H165ZM195 256H198V255H195ZM194 256V254H193V256H191V257H195ZM26 257H28V256H26ZM35 257V256H34ZM89 257V256H88ZM98 257V256H97ZM103 257V256H102ZM102 257H101V259H102ZM107 257V256H106ZM105 257V258H106ZM109 257V256H108ZM136 257V256H135ZM134 257V258H135ZM147 257V256H146ZM187 257V256H186ZM188 257H189V255H188ZM188 257L186 258V259H188ZM210 258H211V256H209ZM31 257H29V259H30ZM61 258V257H60ZM77 258V257H76ZM99 258H100V255H99ZM157 258V257H156ZM155 258V259H156ZM160 258V257H159ZM168 258H169V254H168ZM184 258H185V255H184ZM207 258V257H206ZM205 257H204V261H206L207 259H206ZM25 259V258H24ZM24 259H22V260H24ZM38 259V258H37ZM36 259V260H37ZM64 259H66V258H64ZM71 259V258H70ZM69 259V260H70ZM109 259H111V258H109ZM133 259V258H132ZM154 258H153V260H155ZM163 259H164V257H163ZM209 259V258H208ZM26 260V259H25ZM75 260V259H74ZM104 260H108V258H106V259H103V261ZM116 260V259H115ZM143 260V259H142ZM169 260V259H168ZM171 260V259H170ZM184 259L182 258V261H183ZM190 260L191 259H189L188 261L190 262ZM19 261V260H18ZM17 261V262H18ZM42 261V260H41ZM77 261H78V258H77ZM80 261V260H79ZM78 261V262H79ZM102 261V263H104ZM158 261V264H159V261L160 260H157ZM165 261V260H164ZM20 262V261H19ZM99 262V261H98ZM101 262V261H100ZM109 262H111L110 260H109ZM153 263L152 264H154L155 262L154 261H152ZM161 262V261H160ZM241 262V261H240ZM38 263V262H37ZM36 263V264H37ZM43 263V262H42ZM67 263V262H66ZM75 263H76V260H75ZM179 263H181L180 262V260H179ZM191 263V262H190ZM222 263H219V264H222ZM14 264V263H13ZM48 264V263H47ZM63 264H65V263H63ZM67 264H70V261H68V263ZM74 264V263H73ZM98 264H101V263H98ZM112 264H115L114 262L112 263ZM156 264H157V262H156ZM168 264H174L173 262L171 263V261H169V263ZM178 264V263H177ZM183 264V263H182ZM184 264H185V261H184Z\"/></svg>",
    "mask_w": 264,
    "mask_h": 264
},
{
    "label": "crops",
    "instance_id": "3",
    "mask_svg": "<svg viewBox=\"0 0 264 264\" xmlns=\"http://www.w3.org/2000/svg\"><path fill=\"white\" fill-rule=\"evenodd\" d=\"M14 87L15 88H20L22 91L25 88L24 84H23V82L21 80L18 81L14 85ZM30 87H32V86H30ZM31 94H33V93H31ZM32 99L34 101H29V102L26 101L25 103L20 102V101L19 102H15L14 107L24 106V105H38L36 98L32 97ZM213 197L214 196H212V198ZM240 203H242L243 206H241L239 208V210L242 211L243 213L245 212V213H248V214L252 215L253 218H254V221L252 223H250V224H248V223L245 224L242 219L246 220V218H242V219L238 218V219H235L234 222H230V221H228L229 218H226V217L222 216L221 217L222 221H220V222L214 221V223H215L214 224V227H215L214 234L216 236L218 230H219V233L223 232V234L224 233H228L229 234L230 232H232L234 235H236V237L242 239L245 243H247L248 240L253 241V242L255 241L256 247L260 251H262L263 256H264V228L261 229V225L259 223H257L258 222L257 220H259L261 218L264 220V215L263 214H259V213H257L258 215L255 214L253 212L254 209H253V207L251 205H247L246 206L245 203H243V202H240ZM260 223L264 225V223H262V222H260ZM220 224H223L225 226H221ZM206 232L211 236V238L216 242L218 247L224 253H225V250H226L231 257L233 256L235 258L234 259L235 261H237L239 264H242L240 262L241 260L239 258H237L235 253H233L232 251L230 252V250L228 251V249L220 241H218V239L215 236L210 234L207 229H206ZM245 243H244V245H245Z\"/></svg>",
    "mask_w": 264,
    "mask_h": 264
}]
</instances>
